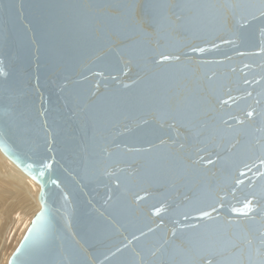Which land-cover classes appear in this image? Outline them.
Listing matches in <instances>:
<instances>
[{"label": "water", "instance_id": "1", "mask_svg": "<svg viewBox=\"0 0 264 264\" xmlns=\"http://www.w3.org/2000/svg\"><path fill=\"white\" fill-rule=\"evenodd\" d=\"M0 153L6 264H264V0H0Z\"/></svg>", "mask_w": 264, "mask_h": 264}, {"label": "rangeland", "instance_id": "2", "mask_svg": "<svg viewBox=\"0 0 264 264\" xmlns=\"http://www.w3.org/2000/svg\"><path fill=\"white\" fill-rule=\"evenodd\" d=\"M2 172H0L1 179L5 177ZM13 195L14 190L11 187L0 184V264L6 263L24 234L25 222H30L32 218L24 204L12 208L9 215L5 216V208L14 204Z\"/></svg>", "mask_w": 264, "mask_h": 264}, {"label": "bare ground", "instance_id": "3", "mask_svg": "<svg viewBox=\"0 0 264 264\" xmlns=\"http://www.w3.org/2000/svg\"><path fill=\"white\" fill-rule=\"evenodd\" d=\"M2 170H4L2 172ZM0 172L5 174L4 178H0V184L4 187H11L14 190L13 197L15 198L14 204L8 205L5 208V216L9 215L12 208L19 204H24V207L28 208V214L33 215L39 210L40 206L37 201V194L39 187L23 173H21L13 164H11L0 153ZM7 175V176H6ZM30 222H25L24 232L27 229ZM18 245V244H17ZM8 260V259H7ZM7 263V261H6ZM5 263V264H6Z\"/></svg>", "mask_w": 264, "mask_h": 264}, {"label": "snow or ice", "instance_id": "4", "mask_svg": "<svg viewBox=\"0 0 264 264\" xmlns=\"http://www.w3.org/2000/svg\"><path fill=\"white\" fill-rule=\"evenodd\" d=\"M165 59H167V57H165ZM249 115H251V114H249ZM53 183H56L55 181H53ZM209 264H211V262H209Z\"/></svg>", "mask_w": 264, "mask_h": 264}]
</instances>
